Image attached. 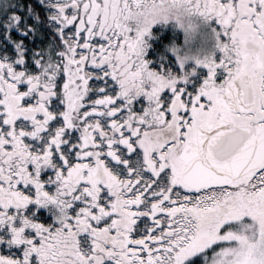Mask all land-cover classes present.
Here are the masks:
<instances>
[{
	"label": "snow or ice",
	"instance_id": "6c2138e0",
	"mask_svg": "<svg viewBox=\"0 0 264 264\" xmlns=\"http://www.w3.org/2000/svg\"><path fill=\"white\" fill-rule=\"evenodd\" d=\"M0 264H264V0H0Z\"/></svg>",
	"mask_w": 264,
	"mask_h": 264
}]
</instances>
